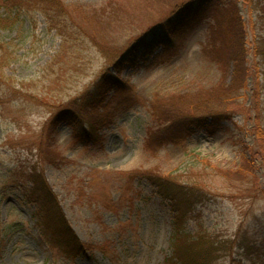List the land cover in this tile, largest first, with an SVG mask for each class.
<instances>
[{
  "label": "rangeland",
  "instance_id": "obj_1",
  "mask_svg": "<svg viewBox=\"0 0 264 264\" xmlns=\"http://www.w3.org/2000/svg\"><path fill=\"white\" fill-rule=\"evenodd\" d=\"M216 1L228 31L215 32L212 16L189 21ZM39 4L15 9L0 30V264L172 262L171 203L154 174L199 196L182 239L222 244L216 264H264V144L254 133L264 129V57L250 52V76L236 78L242 39L230 16L236 6L256 22L241 32L250 47L264 36V0ZM103 76L117 85L98 84ZM93 100L96 111L86 107ZM70 112L81 115L76 125L61 119ZM97 115L98 139L89 135ZM193 118L215 131L171 142ZM32 170L58 195L76 254L27 196Z\"/></svg>",
  "mask_w": 264,
  "mask_h": 264
},
{
  "label": "trees",
  "instance_id": "obj_2",
  "mask_svg": "<svg viewBox=\"0 0 264 264\" xmlns=\"http://www.w3.org/2000/svg\"><path fill=\"white\" fill-rule=\"evenodd\" d=\"M1 2V8H6L10 12L9 15H1L0 14V30L2 28H6L13 24V21L11 20V13L16 12V10L24 9L29 10L32 9L35 6H40L39 3L42 2V5H51V7H56L59 3V0H40L36 2L35 0H21L19 5L12 4L9 0H0ZM195 6V4H193ZM198 5V4H197ZM197 8V6H196ZM221 8H223L222 3L219 1L216 2H208V4H204L203 6L199 7L198 13L194 15H188L189 21H193L195 17L201 16L203 18H198L204 20L206 16H212L214 18L213 24V30L216 32H221L224 28H226V31H228V24L229 22L226 21L227 17L223 16V18L220 16L222 13ZM46 9V8H45ZM47 9H49V6H47ZM6 12V13H7ZM3 16V17H2ZM192 18H191V17ZM231 20L235 23V33L236 35H240L242 39V47L239 50V53L233 54L232 60L233 63H235V76L237 79L240 80V82H245L246 77L250 76L251 74V68L247 65L248 64V54L250 52H253L254 57H264V36H260V38L254 36L255 41L250 44V47H245L243 37L241 35V32H245L247 29L250 31H255L256 22L251 21L249 24L243 21L242 16L240 14V9H238L235 6V11L232 10L230 12ZM187 18V19H188ZM177 29L173 30L174 38L179 36V33L176 35L174 34V31H177ZM220 29V30H219ZM216 34V33H215ZM173 37V36H172ZM235 39V37H234ZM1 70V66H0ZM242 74V75H241ZM241 75V77H240ZM111 84V85H117V82H115L112 79H109L107 76H103L101 78L100 83ZM239 82V83H240ZM242 82V83H243ZM114 86V87H115ZM103 93H100L98 95L101 96ZM105 95L103 96V99L100 100V104L102 102H105ZM99 100V99H98ZM96 101L93 100L92 102H89L86 107H88L91 111L98 110L99 107L96 106ZM61 119H65V121H68L70 123H73L76 125L79 112H70V113H62ZM218 116V115H217ZM58 121V120H57ZM103 121V118L99 115L95 117L94 120V131L93 133L89 134L93 137L97 138V129L98 124H100ZM55 124L52 125V127ZM79 125V124H78ZM206 129L207 131L213 133L215 131V126H212L207 123V121L204 118H199L195 120V118L188 120L184 123L182 130L177 133H171L169 136L173 135L171 138V142L175 144H182L180 141H184L187 136L192 133L193 129ZM255 136L259 141H262L261 144H264V129L262 127L261 123L256 124L255 127ZM186 134V136L184 135ZM82 132H79V130L76 128L75 132V138L82 139L81 137L84 136ZM184 137V139H183ZM151 139V140H149ZM147 140L148 145L153 142V138L150 136ZM259 143V142H258ZM261 154L259 151H256V155ZM32 175H30L28 178H30V183L32 188L28 189L27 196L31 201L37 204L39 207V210L44 214L45 217H47L49 220L53 221L58 228V231H60V235L63 236V238L67 237L66 240L64 239V243L69 250V252L76 254V251L73 250L74 246L71 244L73 242V239H70V237L73 235L70 230V224L67 220V217L65 216V213L63 211L62 205L58 199V195L55 193V191L52 189V187L48 184L46 178L44 175L37 170H32ZM150 180L152 181V184L156 187L158 193L170 200L171 203V209L173 213V219H174V232H173V246H174V258L171 260L172 262L168 264H216L217 257V245L220 247H223L222 244H218L216 241H210L204 245V247H199L201 245L200 239H194L196 236H192L193 239L187 240L182 239L183 235V225H185V220L187 214L191 211L192 205L198 204L200 201L198 194H195L196 192L191 189H186L185 187L180 186L176 182H173L171 178H165L158 176L156 174L150 176ZM182 196L186 197L187 200H182ZM76 242L78 240L76 239ZM78 245V244H76ZM80 246V245H79ZM202 246V245H201Z\"/></svg>",
  "mask_w": 264,
  "mask_h": 264
}]
</instances>
